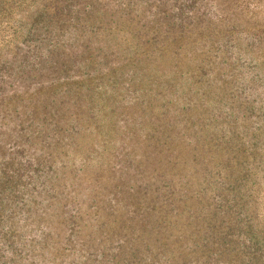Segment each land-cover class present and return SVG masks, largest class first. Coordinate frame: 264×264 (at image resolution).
<instances>
[{
	"label": "trees",
	"instance_id": "obj_1",
	"mask_svg": "<svg viewBox=\"0 0 264 264\" xmlns=\"http://www.w3.org/2000/svg\"><path fill=\"white\" fill-rule=\"evenodd\" d=\"M245 3L0 0V264H264Z\"/></svg>",
	"mask_w": 264,
	"mask_h": 264
},
{
	"label": "rangeland",
	"instance_id": "obj_2",
	"mask_svg": "<svg viewBox=\"0 0 264 264\" xmlns=\"http://www.w3.org/2000/svg\"><path fill=\"white\" fill-rule=\"evenodd\" d=\"M217 3H220L223 7L224 5L230 8L238 7L244 8L246 6V0H216ZM260 8L264 10V0H259ZM251 9V7H248ZM247 9V10H248ZM15 15H13L14 17ZM18 19V18H16ZM15 18L9 19L8 17L5 19H0V41L4 38L7 39L9 36L15 35L18 31L14 28L17 22ZM18 23V22H17ZM256 25L257 22L251 21L248 24V27ZM252 202V215L256 218L260 225L264 226V184L258 189V191L254 194L253 199L249 200Z\"/></svg>",
	"mask_w": 264,
	"mask_h": 264
}]
</instances>
